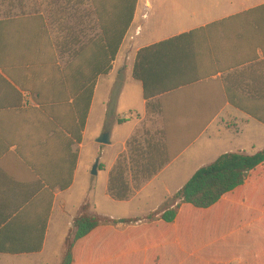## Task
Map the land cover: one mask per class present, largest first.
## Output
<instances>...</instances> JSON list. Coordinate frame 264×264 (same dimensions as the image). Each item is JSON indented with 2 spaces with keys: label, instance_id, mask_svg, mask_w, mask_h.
Masks as SVG:
<instances>
[{
  "label": "crops",
  "instance_id": "obj_1",
  "mask_svg": "<svg viewBox=\"0 0 264 264\" xmlns=\"http://www.w3.org/2000/svg\"><path fill=\"white\" fill-rule=\"evenodd\" d=\"M253 2L138 0L111 71L97 78L82 143L78 144L75 116L69 111H46L40 104L67 96L61 72L68 67L78 39L92 56L101 40L97 26L92 27L95 20L88 31L84 26L81 33L64 34L61 24H75L72 29H77V7L82 5L79 0H0V264L40 263L49 252L54 254L55 233L61 230L64 238L65 230L73 229L77 211L71 201L83 191L79 190L81 148L94 119L104 128L110 119L115 121L106 132L110 133L111 144L100 149L101 159L110 162L102 170L107 173L105 197L116 205L139 202L148 206L155 194H162L158 205L148 211L138 210L132 217L98 214L118 221L148 217L163 200L172 198L204 167L198 166L187 182L180 181L172 190L171 183L184 175L182 170L191 163L192 155L209 159L208 166L223 155L214 153L218 143L233 138L238 144L252 129L264 134V122L235 106L248 105L252 109L250 105L255 104L264 113V31L248 26L264 20L237 16L264 5L254 6ZM63 8L68 11L61 12ZM163 9L170 10V19L161 15ZM93 29L98 31L94 33ZM193 30H206L198 35L202 47L199 63L215 73L158 96L155 102L161 111L149 112L143 85L133 78L138 52ZM64 39L67 47H62ZM71 68L67 88L73 89L76 68ZM254 89L260 94H252ZM134 98L140 100V105L123 110L124 100ZM228 121L234 122V133L224 129ZM125 128L128 132L124 135ZM160 140L167 146L170 162L129 201L112 199L108 193L109 175L119 158L124 156L130 161L136 147ZM247 146H237L230 153L248 155ZM170 150L179 154L174 156ZM223 202L235 211L238 220L241 211L249 214L218 240L223 247L232 246L234 256L225 263L247 264L256 259L264 239V215L255 212L252 216L248 212L252 206L228 197ZM71 211H75L72 219L68 214ZM145 219L112 229L120 234L139 230L148 226Z\"/></svg>",
  "mask_w": 264,
  "mask_h": 264
},
{
  "label": "trees",
  "instance_id": "obj_2",
  "mask_svg": "<svg viewBox=\"0 0 264 264\" xmlns=\"http://www.w3.org/2000/svg\"><path fill=\"white\" fill-rule=\"evenodd\" d=\"M79 1L82 4H84L83 1L91 3V10L93 11V15H91L95 18V24L92 27L97 26L101 40L98 41L99 44L95 47L91 57L87 52L85 43L79 41V39L77 40V49L71 55L68 67L61 72L62 88L64 92L68 93L67 96H61L59 100L53 99L52 102L40 104V106L44 107L46 111H69L71 115L75 116V120H77V143L81 144V136L88 118L97 78L111 71L112 63L115 61L134 19L138 0H117V4L112 7L106 6L101 0ZM67 11V8H63L61 12L65 13ZM86 15L87 18L91 17L90 13H86ZM237 16L252 18L254 21L264 20V5ZM60 26L64 34L72 31L81 33L83 30V23H78V29L76 30H73L67 24H61ZM248 26L264 31V23L261 22H252ZM204 31L206 30H193L141 49L138 52L133 78L143 85L144 100L147 102L149 112L161 111L160 104L155 102V98L158 96L200 81L215 73L202 68L199 63L202 47L198 35ZM67 43L66 39L62 40V47H67ZM71 67L76 68L73 74L76 86L73 89L67 88L69 76L72 74L69 70L72 69ZM205 68H208V66L205 65ZM252 94L259 95L260 93L254 89ZM71 100L73 101L70 103ZM235 106L245 109L255 119L264 122V113L260 111V108L256 109L257 105H250L252 109H249L248 105L247 108L239 104ZM169 162L170 157L167 146L161 140L154 143L147 142L144 147L139 145L135 148L134 155L131 152L130 161L124 156L120 157L110 172L108 183L110 197L119 202L129 201L143 184L154 178ZM262 177H264V149L253 155L225 153L212 164L196 171L190 180L172 197L169 201L171 204L167 203L165 205L163 211L159 212L158 210L146 217L145 222L148 226L139 230H129L125 235L129 232L138 234L141 231L143 233L148 229L160 226L168 227L172 234L166 238L165 242L156 241L155 247L159 248L162 244H173V246L180 248L183 255L196 257V255H200L201 251L198 249L186 250L182 246V240L185 237L183 233H187L184 230L189 227L183 215H185L186 210H190L193 215L204 213L207 217H210L211 220L206 223L213 231L212 234H208V244L203 245L202 251L209 249L213 243L214 259L217 257L221 259L215 262L226 264V260H230L234 256L232 246L223 247L222 242H218V240L229 229H233L241 219H248L249 214L241 211L238 220L235 217V211H231L228 206H225L223 199L228 197L234 201L252 206V209L248 211L252 216L256 213L264 215V178ZM90 209L89 204H83L79 208L74 219L73 229L65 239V250L61 264H81L80 255L78 257V246L86 247L93 240H98L101 234L98 232L99 230L107 228L112 233L120 234L112 228H116L120 224L130 225L142 221L140 219L118 221L103 218L93 214ZM220 225L226 227L223 234L217 232ZM189 237L192 239V234ZM116 241L120 246H125L122 239H116ZM99 244L112 245L114 242L102 240L99 241ZM217 244L220 245V248L217 247ZM232 244L235 243L232 242ZM260 244L259 251H256V259L259 260L258 264H264V239ZM249 253L251 254V252ZM158 257L161 259L158 264H164L165 257L162 255L154 257V264H156ZM172 257L176 258L174 254ZM205 261L211 263L208 260ZM253 262L256 263L255 259L247 264H253ZM178 264L185 263L178 262Z\"/></svg>",
  "mask_w": 264,
  "mask_h": 264
},
{
  "label": "rangeland",
  "instance_id": "obj_3",
  "mask_svg": "<svg viewBox=\"0 0 264 264\" xmlns=\"http://www.w3.org/2000/svg\"><path fill=\"white\" fill-rule=\"evenodd\" d=\"M104 2V4L108 7L115 6L117 4V0H101ZM164 1V0H162ZM175 1V0H174ZM191 2H195V0H188ZM201 1V0H200ZM209 2L210 0H205ZM213 1V0H212ZM81 2V1H80ZM83 3H85L83 1ZM87 4H82L81 6L77 7V14H76V27L78 29V23H83V27L85 26L87 28L86 31H88V28L91 27V21H94L95 18L92 17L93 11L91 10V3L89 1H86ZM254 6H257L261 3H264V0L262 1H255L254 0ZM166 6V5H165ZM170 10L163 9L161 14L164 18L170 19V16H167V13ZM86 13H90L91 17L87 18ZM68 24V23H67ZM71 27H75L73 25L75 24H68ZM98 29V28H97ZM97 29H93V32H97ZM84 30V28H83ZM93 35V34H92ZM90 54V52H89ZM72 85V84H70ZM102 90H99V95L101 94ZM99 100V96H98ZM122 104V109H128L131 105H134L137 107L140 105V100L137 98H134L132 101L124 100ZM99 108V106H98ZM256 109H259L256 107ZM124 112V111H123ZM115 124V121L113 120L111 122V119L107 122V125L104 128V125L102 123L96 124V120L91 123L90 129L86 132V139L85 143L82 146V166H83V173L81 175V183L79 184V190H83L81 195L78 194V197L72 199L71 204L75 205L76 216L78 213L79 208L81 205L88 203L91 207V212L95 215L103 214L109 217H132L141 210L148 211L150 208H154L158 203L161 201V195L162 194H155L153 197V200L151 201V204L146 206L145 203H135L132 205L128 204H120L116 205L113 201L110 199L108 200L105 197V190H106V181H107V173L102 171L105 170L108 167V163H110L107 158L101 159V151L100 149H103L105 145H101L97 143L96 139H99L104 133L108 132V130L113 128V125ZM116 128V127H115ZM224 128V127H223ZM117 129V128H116ZM225 130L233 132L236 129L234 122L228 121L225 124ZM255 130V129H254ZM253 129L251 131H254ZM238 131V130H237ZM249 130V133L245 135L241 142L237 144V141H235L233 138L228 139L226 141H222L215 145L214 153H230L234 152V149L237 146H247V154L251 155L256 153V151H260L264 148V134H261V130H256L254 132H251ZM124 135L128 132V128L124 129ZM246 134V133H245ZM253 143V146H250V144ZM111 152L113 150H110ZM171 154L174 156H177L179 153H176L172 150ZM191 163L184 167V170H182L181 177L177 180V182L171 183L172 190L178 186V183L181 182H187L188 178H190L194 172L198 169V166H205L206 164H209V159L204 158L203 156L192 155ZM99 161L98 164V175L93 176L91 174L92 169L94 165L96 164V161ZM264 178V177H262ZM264 183V180H263ZM83 187V188H82ZM172 198L166 199L162 201V204L160 207H158L159 212L163 211L165 209V205L167 203H170L169 201ZM84 200V201H83ZM143 202V201H142ZM171 204V203H170ZM139 210V211H138ZM157 210V211H158ZM75 211H71L70 217L72 219L73 214ZM190 210L185 211V215L183 217L186 219L188 223V228L184 231H187L185 234V237H183L182 240V246L184 249H198L201 251L200 255L196 257H190L189 255H183L180 251V248L172 245H165L162 244L161 247L157 248L155 247L156 241L165 242L166 238L172 234V231L169 230L168 227H158V228H152L148 229L145 232H139L138 234H133L132 232H129V234L125 235L127 230L124 234H116L112 233L111 231L106 229H101L98 232L101 233L98 237V240H93L89 245L86 247L78 246V257L80 255L81 257V264H154V257L157 255H162L165 260L164 264H175L178 262H184L185 264H217L216 262L221 260L219 257L214 259L215 252L213 250V243L209 249H206L202 251L203 245H207L209 241L208 234H212V229L208 227V221H210V217H207L206 214H197L193 215L191 214ZM147 216L138 217L140 219H145ZM70 219V223L72 222ZM208 222V223H206ZM121 229V228H120ZM135 230V229H130ZM226 230V227L224 225L218 226L217 232H220L221 234L224 233ZM183 231V232H184ZM71 230L66 229L64 233V238L69 235ZM97 232V233H98ZM113 234V235H111ZM192 234L193 238L191 239L189 235ZM125 235V236H123ZM63 238V233L60 230L58 233L56 232L54 235V242L55 245L53 247L54 254L52 252H49V254L46 255L44 260L42 262H36L34 264H61L64 250H65V241ZM116 239H122V241L125 243V246L122 247L118 243H116ZM106 240L107 242L113 241L114 244H106L101 245L99 244V241ZM171 243V242H168ZM217 247L220 248V245L217 244ZM52 250V249H51ZM182 250V249H181ZM48 253V252H47ZM170 254L175 255V259L170 256ZM193 254V253H192ZM77 257V256H76ZM200 257V258H198ZM180 259V261H178ZM204 259V260H203ZM160 257H158L156 264L160 262ZM205 260L210 261L211 263L206 262ZM205 261V263H203ZM216 261V262H215ZM256 263L253 262V264H258V259H255Z\"/></svg>",
  "mask_w": 264,
  "mask_h": 264
},
{
  "label": "water",
  "instance_id": "obj_4",
  "mask_svg": "<svg viewBox=\"0 0 264 264\" xmlns=\"http://www.w3.org/2000/svg\"><path fill=\"white\" fill-rule=\"evenodd\" d=\"M97 143L101 144V145H110L111 141H110V133H104L98 140ZM98 164L99 161H96V164L94 165L91 174L93 176H97L98 175Z\"/></svg>",
  "mask_w": 264,
  "mask_h": 264
}]
</instances>
